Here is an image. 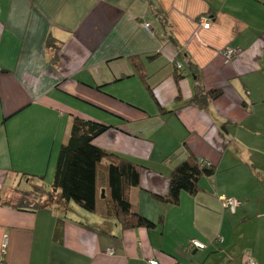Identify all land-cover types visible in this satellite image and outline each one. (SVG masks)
Here are the masks:
<instances>
[{"label":"crops","instance_id":"obj_1","mask_svg":"<svg viewBox=\"0 0 264 264\" xmlns=\"http://www.w3.org/2000/svg\"><path fill=\"white\" fill-rule=\"evenodd\" d=\"M227 47L239 51L230 64ZM213 90L222 95L204 109L190 103ZM76 117L110 127L94 141L105 151L132 142L128 158L144 168L130 199L154 230H125L103 217L104 205L99 213L73 202L13 206L17 191L55 174ZM190 157L210 162L214 175L178 205L157 200ZM229 198L240 203L235 213L223 206ZM249 258L264 264V0H0V264Z\"/></svg>","mask_w":264,"mask_h":264},{"label":"trees","instance_id":"obj_2","mask_svg":"<svg viewBox=\"0 0 264 264\" xmlns=\"http://www.w3.org/2000/svg\"><path fill=\"white\" fill-rule=\"evenodd\" d=\"M47 47L55 50L52 62L58 64L59 43L50 38ZM132 63L136 74L147 85L140 62L132 58ZM147 87L152 95V89L148 85ZM221 95L222 90H213L194 97L190 103L204 109L209 99H217ZM109 129V126L95 121L74 118L69 140L59 153L51 190L46 189L42 184L33 185L29 192L17 191L18 198L13 206L19 210L34 212L61 202H73L86 212L99 213L104 205L103 217L106 219L115 217L123 229L154 230L157 225L141 216L130 199L131 190L140 187L141 171L144 166L129 158L105 151L94 144V141ZM201 160L203 159L190 157L180 163L170 175L168 195L165 197L154 195V197L159 201L178 205L182 193L196 195L200 190V181L215 173L212 165L204 166ZM102 174L106 175L105 185L100 177ZM40 180L43 182L44 177ZM103 188L108 195L102 199ZM34 196L40 198L35 197L36 200ZM44 197L46 199L43 200Z\"/></svg>","mask_w":264,"mask_h":264},{"label":"built area","instance_id":"obj_3","mask_svg":"<svg viewBox=\"0 0 264 264\" xmlns=\"http://www.w3.org/2000/svg\"><path fill=\"white\" fill-rule=\"evenodd\" d=\"M199 24L204 29L209 30L211 28V26H212L211 25L212 21L208 17H203V18H200ZM144 27L147 30H149L151 28L149 23H145ZM238 52L239 51L234 49V48L227 47L224 50V52L222 53L223 58H224V62L226 64H230L233 61V59L236 57ZM177 66H178V68L182 67V65L180 63H178ZM201 164L204 165V166H208V167L211 166L210 162H207V161H204V160H201ZM239 204H240L239 201L234 199V198L223 199V206L230 213H235V211L238 208ZM191 246L193 248L197 249V250H205L207 248L205 244H203V243H201L199 241H196V240H193L191 242ZM109 253L113 254V251H109ZM150 264H158V262L157 261H150ZM246 264H255V263H254L253 259L249 258L246 261Z\"/></svg>","mask_w":264,"mask_h":264},{"label":"rangeland","instance_id":"obj_4","mask_svg":"<svg viewBox=\"0 0 264 264\" xmlns=\"http://www.w3.org/2000/svg\"><path fill=\"white\" fill-rule=\"evenodd\" d=\"M130 139V138H128ZM114 140V139H113ZM133 140V139H132ZM126 141V142H125ZM125 141H120V143H118V140H116L115 142H113L111 145L109 146H114L115 148L118 149V151H116L118 154L117 155H120V156H123V157H126V158H132L129 156V150H127V148L130 146V144L132 143L131 141H128V140H125ZM109 150H114V148H109ZM109 152H112V151H109ZM133 159V158H132ZM134 160V159H133ZM53 173H52V169H51V172L48 175H45V178H44V181H43V185L44 187L47 189V188H50L52 186V180L51 178H53ZM35 197H39V196H34ZM40 198V197H39ZM37 200V198H35ZM46 199V197L43 198V200Z\"/></svg>","mask_w":264,"mask_h":264}]
</instances>
